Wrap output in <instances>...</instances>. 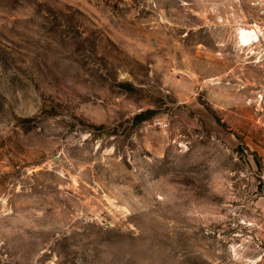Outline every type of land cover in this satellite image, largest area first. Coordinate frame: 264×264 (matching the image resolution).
Instances as JSON below:
<instances>
[{"label": "rangeland", "instance_id": "obj_1", "mask_svg": "<svg viewBox=\"0 0 264 264\" xmlns=\"http://www.w3.org/2000/svg\"><path fill=\"white\" fill-rule=\"evenodd\" d=\"M254 23L245 0H0V264H264Z\"/></svg>", "mask_w": 264, "mask_h": 264}, {"label": "built area", "instance_id": "obj_2", "mask_svg": "<svg viewBox=\"0 0 264 264\" xmlns=\"http://www.w3.org/2000/svg\"><path fill=\"white\" fill-rule=\"evenodd\" d=\"M239 1V0H236ZM256 13V23L250 25L251 30L256 34V40L251 44V48H257L264 52V0H245ZM158 124L166 127L167 124L158 121Z\"/></svg>", "mask_w": 264, "mask_h": 264}, {"label": "bare ground", "instance_id": "obj_3", "mask_svg": "<svg viewBox=\"0 0 264 264\" xmlns=\"http://www.w3.org/2000/svg\"><path fill=\"white\" fill-rule=\"evenodd\" d=\"M251 29V27L236 28V44L242 50L246 49L247 54L251 51L250 45L256 40V34Z\"/></svg>", "mask_w": 264, "mask_h": 264}]
</instances>
